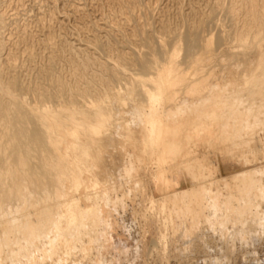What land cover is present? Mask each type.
<instances>
[{
  "label": "bare ground",
  "instance_id": "1",
  "mask_svg": "<svg viewBox=\"0 0 264 264\" xmlns=\"http://www.w3.org/2000/svg\"><path fill=\"white\" fill-rule=\"evenodd\" d=\"M128 204L264 233V0H0V264H107Z\"/></svg>",
  "mask_w": 264,
  "mask_h": 264
},
{
  "label": "rangeland",
  "instance_id": "2",
  "mask_svg": "<svg viewBox=\"0 0 264 264\" xmlns=\"http://www.w3.org/2000/svg\"><path fill=\"white\" fill-rule=\"evenodd\" d=\"M229 160L223 159V162L225 163L220 165L218 175H225V173H227V164H229ZM231 162L233 164L238 161L235 159L231 160ZM182 186H184V184H182ZM145 204L146 202L144 203V200H142L140 202L141 206L139 207L141 208ZM128 205L129 206L126 207L125 211L120 213L121 223L115 225V227L117 226L118 228H116V232L115 229H113L115 234L112 235L114 241L120 235L118 239H121L122 237L123 242H128L126 243L123 252L115 250L106 252L105 258L107 264H186L191 262H196L197 264H218L219 262L220 264H224V259H222V262L220 261L221 256L224 255V252L226 251H218V246L220 247L223 243L217 233L214 234L208 231L204 243L203 241L200 242L195 239L189 244H184V239L181 240V238H176V240L173 239V245H165L164 249L161 250V246L158 242L160 237L158 236V229L156 226L150 224L144 226L142 223L139 224V222H137L139 216L137 217L136 215L134 219L132 215H130L131 206L130 204ZM229 228L230 227L228 226V229ZM115 235H118V237ZM256 236L257 240L253 241L252 244H246L245 241H241V243L239 239L234 240L233 251L228 253L230 256V264H264V233L257 234ZM155 241H157V243ZM162 241L164 240H161L160 238V242ZM215 249H217V251Z\"/></svg>",
  "mask_w": 264,
  "mask_h": 264
}]
</instances>
